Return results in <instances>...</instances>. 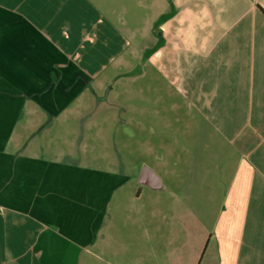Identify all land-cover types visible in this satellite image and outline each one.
Here are the masks:
<instances>
[{"label":"crops","instance_id":"crops-1","mask_svg":"<svg viewBox=\"0 0 264 264\" xmlns=\"http://www.w3.org/2000/svg\"><path fill=\"white\" fill-rule=\"evenodd\" d=\"M145 65L222 157L198 184L144 165L131 191L77 155L75 125L121 107L117 83ZM165 241L170 264H264V0H0V264H163Z\"/></svg>","mask_w":264,"mask_h":264},{"label":"rangeland","instance_id":"rangeland-1","mask_svg":"<svg viewBox=\"0 0 264 264\" xmlns=\"http://www.w3.org/2000/svg\"><path fill=\"white\" fill-rule=\"evenodd\" d=\"M143 71L148 72L146 77L139 74L133 77L132 81L125 79L117 83L116 88L121 89L118 90L120 93L117 97L121 107L105 109L101 106L87 113L86 120H91L92 124L75 125L79 128L78 131L82 132L81 137L85 140L84 151L78 152L77 155L93 156L92 161L103 168L109 167L110 162L112 170L126 173L131 177L127 184L131 186V191L137 188V176L144 165L157 170L175 169L181 173L183 180L191 179L198 184V177L204 174L206 161L212 157L217 164H221L222 157L217 156L220 155L218 149L213 151L209 148L208 134L202 135L198 128L200 126L191 120L193 116L181 96L158 77L152 66L145 65ZM124 82L130 85L125 86ZM172 103H177L176 109H172ZM129 105L131 107L123 108ZM94 118H99L100 122L96 123ZM104 157L109 161L99 159ZM158 159L163 160L162 167L158 166ZM191 169L195 174L193 178L188 177ZM164 180L166 183L169 182L168 177H164ZM124 195L118 194L117 199L112 203V211H109V215L114 213L120 220L126 216H134L137 214L140 202L150 204L155 197L154 194L150 196L147 191L145 197L138 201L126 200ZM165 197L166 200H170L169 194ZM167 213L172 214L170 207ZM165 217L163 221L166 233L169 230L171 232L176 223L170 216ZM163 248L158 256L163 253L165 255L163 258L159 256V259H163V264H170L171 245L165 241V249ZM113 260L118 264H133V261L135 264H149L146 262L147 257L124 258V260L113 258Z\"/></svg>","mask_w":264,"mask_h":264},{"label":"water","instance_id":"water-1","mask_svg":"<svg viewBox=\"0 0 264 264\" xmlns=\"http://www.w3.org/2000/svg\"><path fill=\"white\" fill-rule=\"evenodd\" d=\"M141 172H142V176H144V178H145L146 173L148 172V167H147V166H144V167L142 168Z\"/></svg>","mask_w":264,"mask_h":264}]
</instances>
